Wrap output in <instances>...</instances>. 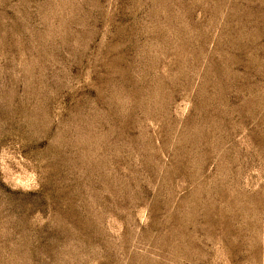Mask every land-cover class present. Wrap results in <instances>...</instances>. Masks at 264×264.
I'll return each mask as SVG.
<instances>
[{
    "label": "rangeland",
    "instance_id": "obj_1",
    "mask_svg": "<svg viewBox=\"0 0 264 264\" xmlns=\"http://www.w3.org/2000/svg\"><path fill=\"white\" fill-rule=\"evenodd\" d=\"M0 264H264V0H0Z\"/></svg>",
    "mask_w": 264,
    "mask_h": 264
}]
</instances>
